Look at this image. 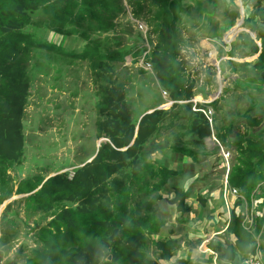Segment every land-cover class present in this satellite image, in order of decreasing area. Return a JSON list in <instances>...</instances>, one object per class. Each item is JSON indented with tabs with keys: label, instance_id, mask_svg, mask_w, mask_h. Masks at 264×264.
<instances>
[{
	"label": "trees",
	"instance_id": "obj_1",
	"mask_svg": "<svg viewBox=\"0 0 264 264\" xmlns=\"http://www.w3.org/2000/svg\"><path fill=\"white\" fill-rule=\"evenodd\" d=\"M181 1L127 0L132 16L144 18L155 35L145 60L173 101L168 108H154L139 118L131 115L125 90L115 77L113 64L122 60L120 54L126 51L110 50L111 44L106 39L94 42L88 36L89 32L106 34L114 30L115 20L123 12L122 0H0V203L11 195L6 187L8 170L24 156L28 56L35 48H53L37 41L29 32L23 33L24 27L33 23L31 14L35 10L41 9L44 20L34 25H45L52 33L68 37L80 35L84 39L76 57L88 61L97 96L96 133L105 138L88 161L72 169L71 176L68 172H58L39 181V176L31 175L23 177L17 185L18 193H29L27 205L30 204L31 210L54 217L48 226L58 223L57 229L67 230L90 222L93 228L84 229V244L61 247L43 243L44 247L40 251L34 249L35 253L23 264L60 259L61 264H158L146 253V236L163 222L156 215L154 205L162 184L174 171L149 162L143 155L145 145L164 124L167 128H185L184 133L172 134L176 140L173 150L196 158L200 152L191 150L189 145L199 144L211 133L223 138L225 146L229 145L227 132L231 128L215 131L213 120L208 121L205 110L214 106L216 99L190 100L194 96V81L185 73L179 58V24L184 11ZM253 66L264 74V37L262 52ZM252 118L250 124L259 123L257 117ZM179 136H188L189 144L179 143ZM249 136L246 132L235 134L234 141L241 139L238 143L244 144L238 156L245 161H253L256 156L261 162L264 151L257 145H264L262 133ZM245 138L251 140L245 141ZM250 175L255 178L248 179ZM260 177L258 166H237L232 169L228 182L247 194ZM133 182H136L134 189ZM146 216L151 219L149 228L148 221L144 220ZM51 232L56 237L57 230ZM48 245H51L49 254H43Z\"/></svg>",
	"mask_w": 264,
	"mask_h": 264
},
{
	"label": "rangeland",
	"instance_id": "obj_2",
	"mask_svg": "<svg viewBox=\"0 0 264 264\" xmlns=\"http://www.w3.org/2000/svg\"><path fill=\"white\" fill-rule=\"evenodd\" d=\"M234 1L242 2V0ZM181 3L184 11L179 24L181 39L179 58L185 73L194 81L195 99L204 102L211 97L214 98V95H217L219 91L220 82L223 87H228V90L226 93L222 92L223 88L221 87L218 95L222 99L218 104L209 108L212 114L211 120L214 122L213 129L224 131L230 118H236V122L244 126L245 120L240 116L245 110V107H243L245 97L243 96H250V94L247 88L235 87V83L231 78L234 63L222 62L219 59L221 56L228 55V52L232 51V46L230 51L223 48L220 50L218 47L207 49V47H212V44L216 46V40L219 37L221 38L220 43L222 42L228 27L235 25L239 16H235L236 18L231 17L234 13L232 12L226 14L230 17V23L223 20L225 10H228L227 7L231 8L233 6L226 5L225 10H223L224 3L222 0H182ZM122 4L123 12L115 20L114 30L106 34L89 32L88 36L90 35V39L94 42L106 39L107 43L112 45L109 46L110 50L126 51L124 54H120V56L123 55V59L114 62L113 65L115 77L125 90L131 115L137 117L140 114L143 115L150 110L152 111L154 108L151 107L161 101H163L161 102L162 108H168L173 101L169 99L168 92L157 82L153 69L144 68L138 61L144 51H150L155 41V35L151 27L144 18H134L136 26L138 23L143 25V28L138 30L133 22L126 20L127 0H122ZM199 5L205 7L206 11L205 9H198ZM43 16L40 8L35 10L31 14L33 23L26 25L23 29L24 34L29 32L34 39L52 45L53 48H50L51 46L49 48H35L28 56L29 59H27L30 91L23 115L24 156L19 163L14 164L8 170L6 187L11 190V195L0 203V234L2 233L3 238L0 242V264H23L30 255L35 253L34 249L40 251L44 247L43 243L60 244L61 247L82 245L84 244V229L92 228L90 222H84L76 228L67 230L65 228L57 229L56 225L58 223L48 226L47 223L53 216L31 210L29 208L30 204L27 205L29 198L22 196L23 193H18L17 190V185L23 177L35 175L39 176L37 177L39 181H44L47 177L58 172L69 173L74 167L89 160L101 138L103 139L100 142L105 140L103 136H98L96 133L95 126L99 118L95 110L97 96L93 90V80L88 61L76 57L81 52L85 41L82 37H79L80 35L78 37H68L56 32L53 34L51 33L53 31L46 28L45 25H34V22L44 20ZM206 17H209V20H207L209 23L208 30L202 32L197 27L200 26L202 21L206 23ZM241 31L238 29L237 34ZM241 33L244 34L245 32ZM234 39V41H231L236 46L233 53L238 57L248 53L250 48L249 38H246L245 48L240 46L241 44L238 41L236 43L238 36ZM70 51L75 54L72 56L67 55L66 53ZM213 60H218L223 65L224 72L226 71L225 74L223 73L224 76L221 73L218 74L217 71L215 72ZM228 73L229 75L226 77ZM244 78H250V76ZM222 93L224 96H222ZM259 113L262 115L260 123L251 124L246 129L255 133H262L264 137V132L260 131L264 127V110H260ZM178 128H167L164 124L153 136L155 143L154 156L159 162L170 167H175L174 163H177L178 159L175 156L176 153L167 146L173 141L172 134L175 131L182 133L185 131V128ZM188 139V136H179L178 142L189 144ZM244 140L251 139L245 138ZM205 144L207 147L212 146L208 138L205 139ZM194 146L195 149H199V144H193ZM257 146L264 151L263 144ZM224 155H229V152L225 151ZM180 156L182 157L180 160L185 162L186 156ZM198 159L200 161L195 164L193 169L199 173L200 181L204 177H210L214 172L220 171L222 167L220 162L217 164L215 161L214 153H210L206 157L200 156ZM132 187L133 189L136 187V182H133ZM204 189H201L198 185L191 188L190 192L194 196ZM164 191H166V188ZM167 206V201L159 203V206H157V211L164 217L165 221L167 223L174 222L175 224L173 228L165 224V234H169L168 229H170L173 234L179 235L178 237L186 236L188 226L177 222L176 217L172 220V216L165 211ZM144 220L148 221L146 227L152 226L149 222L151 221L150 216H146ZM85 223H88V225ZM55 230H57L56 237L51 232ZM151 234L149 231L147 232L148 247H146V253L149 251L150 255L155 257L153 239L157 235L151 236ZM161 236L163 235L161 234L157 238ZM208 236L207 234L206 237ZM184 242L185 245H188V239ZM50 247L51 245H48L47 250H43V254H49ZM255 252V249L248 251L244 257L248 253ZM39 264H61V259L48 262L41 260ZM198 264H213V262L207 257L206 260L200 261Z\"/></svg>",
	"mask_w": 264,
	"mask_h": 264
},
{
	"label": "crops",
	"instance_id": "obj_3",
	"mask_svg": "<svg viewBox=\"0 0 264 264\" xmlns=\"http://www.w3.org/2000/svg\"><path fill=\"white\" fill-rule=\"evenodd\" d=\"M222 2L224 3L223 10H225L226 5L233 6L231 8L227 7L228 10H225L226 13L223 16V20H227L228 23H230V17L226 14L232 12L234 13H232L233 16L231 17L239 16V19L236 21L235 25L230 28L228 27L221 43L219 41L221 38L219 37V39L217 38L216 40L217 45L215 46L212 44V47H207V49L218 47L220 50L223 48L226 51H230L232 46V51L228 52L226 56H221L219 59L222 62L234 63V66H232L233 72L231 73V78L235 83V87L248 89L250 96H243L245 97V105L243 106L245 110L240 115L245 120V124L242 126L236 122V118H230V121L226 125L227 127L231 126L230 132H227L229 145L225 146L222 142L223 138L216 137L214 133H211V135L202 138L199 143V149H195V147L191 145L188 146L191 150L200 153H197L196 158L185 154V162L180 160L182 159L180 155L183 154L173 150V145L176 143V140H173L167 147L176 153L175 156L178 162L174 163L175 167L162 164L154 156L155 143L153 137L145 145L143 155L149 162H152L155 166H167V168L174 171V173L168 176L166 181L162 184L163 186L159 192V197L154 205L156 215L163 222L151 236L157 235L158 237L161 234L163 236L153 239V253L155 257L150 255L149 251L148 254L153 260L157 261L158 264H198L200 261L206 260L207 257L211 259L213 264H239L248 251L255 249L259 250V253L264 255V159L261 162L256 156L253 161L241 159L238 154L244 144H239L238 142L243 140L239 139L238 142L234 141L235 134H240V132H242V134L246 132L250 135V138L256 134L253 131H248L246 127L251 125L249 121L253 119V116L257 117L258 119L256 120L260 123L262 115H260L259 112L260 110H264V106L261 107V104L264 103V74L260 73L259 70L253 66L262 52V40L264 37V3L255 0H242V2L222 0ZM198 9L204 10L205 7L199 5ZM205 19L206 23L202 21L200 26L197 27V29H200L202 32H206L209 26L207 21L209 17ZM238 29L239 31L243 30L245 33L243 34L241 33L243 31H241L237 34ZM236 36H238L236 43L238 41L243 48L246 46L244 43H247L246 38L248 37V40H250L248 53L241 57L233 53L236 46L235 43H231V41ZM220 44L221 46H219ZM213 61L215 66L213 68L214 70L216 69L215 72L217 71L218 74L221 73L222 75L223 73L225 74L226 71L224 72L225 68L223 65L220 64L218 60ZM228 75L229 73L226 77ZM245 76H250V78H244ZM222 79L224 80L225 78L223 77ZM221 87L223 88L222 92L226 93L228 87H223L219 82V91H221ZM215 95L214 98L211 97L207 101L216 99V105L222 97ZM222 96H224L223 93ZM193 98H195V93ZM126 101L128 104L127 98ZM161 102L151 108H162ZM140 115L138 116L140 117ZM263 128L264 127L261 128V132ZM206 138L212 143L211 147L206 146ZM262 138L264 139L263 136ZM225 151L229 152V155H224ZM210 153H214L215 161L217 164L220 162L222 167L220 171L214 172L210 177H204L203 180L200 181L199 173L193 168L195 164L200 161L198 157H206L209 156ZM244 165H249L254 168L258 166L259 172L261 173L258 182H255V185L247 194L243 193L239 187H232L228 182V177L232 169L237 166L243 167ZM253 178H255L253 175L248 177L250 180ZM198 185H200L201 189H205L197 192L193 196L190 189ZM165 188L166 191H164ZM232 189H235L236 193H232ZM27 195L28 193L22 194V196ZM164 201L168 203L165 211L172 216V220L176 217L177 222L188 226L186 236L178 237L179 235L173 234L170 229H168L169 234H165V224H168L170 228L175 227V224L174 222L167 223L164 217L157 211L159 203H163ZM207 234L209 235L208 237H206ZM187 239L188 245H185L184 240ZM204 239H206V241H204ZM166 256L170 258L166 260Z\"/></svg>",
	"mask_w": 264,
	"mask_h": 264
},
{
	"label": "built area",
	"instance_id": "obj_4",
	"mask_svg": "<svg viewBox=\"0 0 264 264\" xmlns=\"http://www.w3.org/2000/svg\"><path fill=\"white\" fill-rule=\"evenodd\" d=\"M260 1H262L264 3V0H260ZM126 14H127V18H129V21L133 22L135 24V26H136V21L134 19L135 17L132 16V13L130 12V8L127 7V6H126ZM136 27H137L138 30H140L139 28H143V25L141 23H138ZM148 52H149V50L148 51H144L141 54V56H140L141 58L140 59L138 58V61L140 62V64H142V66L144 68L152 69L151 64L145 60V57L148 54ZM190 100L193 101V102H199L195 98H192ZM205 114H206V117L208 118V121L210 122L211 118H212L211 109L205 110ZM71 175H72V170L69 171V176H71ZM232 193H236V190L232 189ZM239 264H264V255L260 254L259 251L256 250L255 253H248L244 257L242 262H240Z\"/></svg>",
	"mask_w": 264,
	"mask_h": 264
},
{
	"label": "water",
	"instance_id": "obj_5",
	"mask_svg": "<svg viewBox=\"0 0 264 264\" xmlns=\"http://www.w3.org/2000/svg\"><path fill=\"white\" fill-rule=\"evenodd\" d=\"M210 101H211V100H210ZM150 111H151V110H150ZM150 111H148V112H150ZM148 112H146V113H148ZM141 116H142V115H141ZM141 116H140V117H141ZM140 117H139V118H140ZM102 139H103V138H101L100 141H101ZM100 141L97 143V146L99 145ZM37 188H38V187H37ZM37 188H36V189H37ZM36 189H35V190H36ZM28 194H29V193H28ZM108 259H110L109 256H108Z\"/></svg>",
	"mask_w": 264,
	"mask_h": 264
}]
</instances>
